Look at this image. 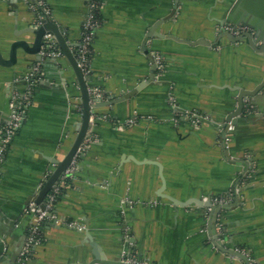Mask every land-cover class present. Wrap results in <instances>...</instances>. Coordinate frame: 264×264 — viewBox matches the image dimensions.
Masks as SVG:
<instances>
[{"label":"crops","instance_id":"1","mask_svg":"<svg viewBox=\"0 0 264 264\" xmlns=\"http://www.w3.org/2000/svg\"><path fill=\"white\" fill-rule=\"evenodd\" d=\"M35 1L74 48L91 0ZM235 1L104 0L88 65L90 88H98L103 101L114 100L147 82L151 55L159 54L164 68L134 96L97 109L85 152L75 158L72 181L62 185L65 193L47 221L56 225H45L43 242L23 264L87 263L93 258L87 232L111 259L246 264L214 244L209 207L169 198L207 196L235 203L219 212L213 237L249 256L251 264H264V114L246 108L249 115L227 134L228 154L242 164L227 160L222 144V122L237 106L236 87L251 90L262 82L264 55L247 41L224 37L209 46L169 37L214 44ZM34 9L29 0H0L5 58L15 40L33 41L34 35L18 33L32 25ZM35 68L26 118L1 164L0 262L23 242L20 228L31 207L26 201L55 169L52 159L70 150L82 115L68 61L51 52L38 60L19 49L15 65H0V124L9 122L10 98L27 91L26 76ZM192 111L204 115L196 125Z\"/></svg>","mask_w":264,"mask_h":264},{"label":"water","instance_id":"2","mask_svg":"<svg viewBox=\"0 0 264 264\" xmlns=\"http://www.w3.org/2000/svg\"><path fill=\"white\" fill-rule=\"evenodd\" d=\"M177 7V3H176ZM174 14V13H173ZM232 24L233 26H243L248 30L242 35L235 36L231 32L225 30V26ZM221 30L217 36V42L211 44L205 38H200L197 40H187L182 38H176L175 36H169L177 41L188 43L190 45H197L199 43H205L209 46L218 45L222 38H227L232 43H238L241 41H247L250 46L264 55V0H236L230 10L228 11L225 18L221 20ZM28 33L34 35L32 42L26 39L15 40L11 43L9 50V57L5 58L0 49V65L12 66L18 61V50L22 49L27 54L35 55L38 60L42 59L41 51L43 47L47 44H57L64 55V59L68 61L71 68L73 69L76 80L81 93V106L82 115L81 119L77 125V135L74 142L71 145L70 150L61 160L52 159V162L56 165L55 169L48 175L42 187L30 196L26 204L34 203L35 205L43 206L49 192L51 189L56 187L60 179L65 175L68 168L72 166L75 158L81 153L85 152L82 148L84 142L89 138V131L93 127L92 116L96 114L98 108L106 105H111L116 102L125 100L134 96L138 91L142 90L145 85L153 81L158 73V66L155 62L154 54L150 56L152 62L151 73L147 82H143L136 88L131 90L122 97H119L110 101H103L101 98H95L90 92V86L88 84V75L85 74L82 67L80 66L79 59L74 52V44L68 41L65 34V30L61 28L47 13L44 12V16L41 20V24L35 26L32 24L18 34ZM46 35H50L51 38L47 39ZM148 38L146 39L147 42ZM238 91L237 95V106L234 111H232L223 120L222 125L225 127L222 132V144L225 148L224 157L236 164H242L241 162L234 160L228 154V142L227 134L229 132L230 125L236 126L238 124V118L243 117L245 114L246 105L249 106L250 110H256L259 114H264V78L260 84L255 88L249 90L241 87H236ZM176 205L187 206L193 202H196L200 206L209 207L211 209L210 219H209V233L212 236L214 244L222 252L242 259L246 264H251L249 256L241 252L240 250L227 248L222 245L220 240H216L213 234L216 232L217 216L221 210H230L235 203L226 202L223 204H213L210 200L205 201L202 199H193L188 201H180L173 197H169ZM47 224L54 226L55 222H47ZM88 243L92 247L93 258L87 263L77 262L73 264H141L135 262H127L123 258L111 259L107 258L100 244H98L92 237V235L87 232ZM26 236L22 243H20L17 248H15L6 258L0 262V264H17L18 257L20 256L23 246L25 244ZM151 264V263H150Z\"/></svg>","mask_w":264,"mask_h":264},{"label":"built area","instance_id":"3","mask_svg":"<svg viewBox=\"0 0 264 264\" xmlns=\"http://www.w3.org/2000/svg\"><path fill=\"white\" fill-rule=\"evenodd\" d=\"M42 3V2H41ZM96 0H91L89 4V12L87 14L86 20L84 22V25L86 27V32L84 34H81V43L79 44L78 47V52L75 53L77 58L79 59L80 66L82 67L83 71L85 74H88V63H89V58L88 54L90 52L89 49V43L94 40V30L89 31L88 30L95 28L97 25V22L93 18L92 10L96 7L97 5ZM43 17H40L37 22H35V26H38L41 24V20ZM225 30L231 32L235 36L242 35L245 33L248 29L243 26H233L232 24H228L225 27ZM46 38L49 39L51 38L50 35H46ZM53 53L54 55L58 57H63L64 55L62 51L60 50L59 46L57 44H47L43 47L41 54L44 56L47 53ZM155 62L158 66V70H161L164 68V61L163 58L159 54H155ZM38 68H35L34 71L32 70L27 76L26 79L27 81H30L31 79L36 77V72ZM31 90V84L29 82L27 91L21 93V92H14L10 98L9 102V122L6 124H0V165L4 161L6 154L8 152V149L11 145L12 140L14 137L18 134L19 130L22 127V124L26 118V112L27 110L24 109L22 106L24 102L28 100V93ZM91 94L95 98H101V92L98 88H90ZM246 108L248 109L249 106L246 105ZM192 123L194 125L198 124L203 118L204 115L201 112H189L188 113ZM132 122V121H131ZM234 128V125H230L229 131H232ZM89 139V138H88ZM87 140L84 142L83 149H85V143ZM72 167V166H71ZM68 168L65 172V175L60 179L59 184L51 189L49 192L43 206L40 205H35L34 203H31V207L34 209L35 214L33 218L31 219V232L28 236H26L25 239V244L23 246L22 252L20 256L18 257L17 264H23L25 260L30 256L32 253L34 247L38 244H40V237H37L39 234V228L43 222L46 220H51L53 217V210L55 208V203H56V197L58 195V192L60 191V186H62L65 182L63 181V178H66L67 176L70 175L72 172V168ZM48 176L44 179L42 185L44 184L45 180L47 179ZM203 200L208 201L210 200L213 204H223L227 202V199L223 196L221 197H205ZM221 223V222H220ZM71 226H76L78 229L82 230V226H78L77 222H71L69 223ZM220 226V224H219ZM221 227V226H220ZM127 262H135V263H141V264H150L146 261L139 260L138 258L134 256H129L124 259Z\"/></svg>","mask_w":264,"mask_h":264},{"label":"trees","instance_id":"4","mask_svg":"<svg viewBox=\"0 0 264 264\" xmlns=\"http://www.w3.org/2000/svg\"><path fill=\"white\" fill-rule=\"evenodd\" d=\"M98 3L96 5V7L92 10V14H93V18L94 20L97 22V25L95 28H92L91 30L89 29V31H93L94 30V33L97 32V30L99 29L100 25L102 24V21H103V17H102V14H101V7L104 3V0H96ZM29 3L34 5L35 9L33 10V14H34V18H33V21L31 22V24H34L35 22H37V20L40 18V17H43L44 16V6H40L37 4V2L35 0H29ZM30 6V5H29ZM86 27L85 25L83 24L82 26V30H81V33L84 34L86 32ZM96 34H94V37H95ZM81 39H79L78 43L75 45L74 47V52L77 53L78 52V47H79V44L81 43ZM92 43H93V40L89 43V49H90V52L88 54V58L90 59L91 58V50H92ZM89 65V63H88ZM30 82L31 84V90L34 89L35 87V84L37 82V77L31 79L30 81H28V83ZM28 100L26 102H24L23 104V108L27 110L28 108V105H29V102L31 100V94L29 95L28 94ZM245 115H249V112L247 109H245V114L243 117H245ZM0 175H1V165H0ZM63 181L66 183V184H69L71 183L72 179L70 178V176H67L66 178H63ZM65 190L66 188L63 187V186H60V191L58 192V195L56 197V203H55V206L58 202V200L62 197V195L65 193ZM26 212L28 214V218L29 220L27 221V223L24 225V226H21L20 230L21 232H23L26 236H28L31 232V226H32V223H31V219L33 218L34 214H35V211L32 207H27L26 208ZM47 221L49 220H46L45 222H43L39 228V234L37 237H40V242H43V230H44V227L45 225L47 224ZM218 222L220 223L221 222V219L218 220ZM223 230H225V225L223 226ZM226 232H223V235L222 237H226Z\"/></svg>","mask_w":264,"mask_h":264}]
</instances>
